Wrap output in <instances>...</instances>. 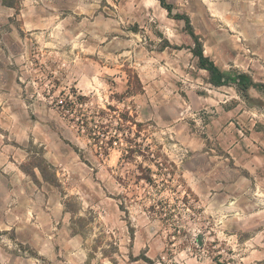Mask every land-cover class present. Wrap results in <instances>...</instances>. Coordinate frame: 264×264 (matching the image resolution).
<instances>
[{
	"label": "rangeland",
	"instance_id": "obj_1",
	"mask_svg": "<svg viewBox=\"0 0 264 264\" xmlns=\"http://www.w3.org/2000/svg\"><path fill=\"white\" fill-rule=\"evenodd\" d=\"M195 2L204 55L264 83V19L235 39ZM182 27L0 0V264H264V93L213 84Z\"/></svg>",
	"mask_w": 264,
	"mask_h": 264
},
{
	"label": "crops",
	"instance_id": "obj_2",
	"mask_svg": "<svg viewBox=\"0 0 264 264\" xmlns=\"http://www.w3.org/2000/svg\"><path fill=\"white\" fill-rule=\"evenodd\" d=\"M166 1L170 3L168 0ZM184 1L186 2V6L181 9L182 11L177 12V13L185 14L188 16L190 24L193 28V31L196 35L199 36L200 40L206 38L205 36L200 35L201 34L200 23L194 22L192 18V15L194 16L197 15V11L195 12L190 11L189 3L191 2V0H184ZM195 1H196L195 4L198 5L199 9H201L198 15H203L204 16L203 18L206 19L208 22L214 23L217 25H220V23L226 24L227 26L228 24L232 25L236 32H230L229 34L233 38L240 39V40L256 38L257 36L256 33L252 35L246 31L241 30L237 26L242 24L243 22H249L251 24L260 23L259 22L260 19H264V0H195ZM170 4L172 5V11L174 12L173 10L174 5L172 3ZM254 18H257L258 20L256 19L254 20ZM181 21H182V26H183L182 27L183 32L190 37V35L185 30L184 21L183 20ZM262 38H264V36ZM244 52H248L247 54H251L254 51L250 48H246ZM203 53H204V50H203ZM213 62L221 70L224 71V69H222V67L219 66L214 60ZM235 70L238 72H244L243 70H240V69H235ZM263 146H264V143H263ZM248 170H252L251 167H249Z\"/></svg>",
	"mask_w": 264,
	"mask_h": 264
},
{
	"label": "trees",
	"instance_id": "obj_3",
	"mask_svg": "<svg viewBox=\"0 0 264 264\" xmlns=\"http://www.w3.org/2000/svg\"><path fill=\"white\" fill-rule=\"evenodd\" d=\"M160 5L165 8L168 12V15L176 20H183L184 27L187 33L190 35L193 45L191 47L192 54L198 60V67L204 68L210 74V80L213 84L217 86L228 85L234 83L236 87L240 90H247L248 88H254L258 91L264 93V83L256 82L253 78L246 74L245 72H238L234 75H228L225 71L221 70L208 56L204 55L203 47L199 36L196 35L193 31V28L190 24L189 18L185 14H180L172 11V5L166 0H158ZM83 127V126H82ZM90 131V130H89ZM38 168L39 165L37 166ZM148 182H151L152 179L150 176L145 177Z\"/></svg>",
	"mask_w": 264,
	"mask_h": 264
}]
</instances>
